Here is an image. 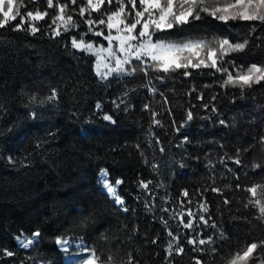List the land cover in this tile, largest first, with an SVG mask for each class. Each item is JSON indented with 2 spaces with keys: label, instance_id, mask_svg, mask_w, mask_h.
Returning <instances> with one entry per match:
<instances>
[{
  "label": "trees",
  "instance_id": "trees-1",
  "mask_svg": "<svg viewBox=\"0 0 264 264\" xmlns=\"http://www.w3.org/2000/svg\"><path fill=\"white\" fill-rule=\"evenodd\" d=\"M86 2L60 0L67 4L66 15L77 22L67 32L61 20L53 22L58 8H49L47 0H17L22 15L36 9L48 15L28 21L26 30L15 29L19 17L0 29V250L14 253L8 257L0 252V264H64L57 237L82 239L104 260L109 252L117 260L131 253L138 264H195L194 258L223 264L221 257L246 243L264 241L257 208L245 207L251 195L246 189L264 185V144L259 142L264 136V82L242 92L224 85L226 74L211 67L188 69L189 76L185 69H148L145 74L139 62L133 75L103 81L94 73V59L76 52L72 39L83 34L87 42L105 45L103 36L89 32L84 21L106 19L118 5L105 1L101 11L81 17L79 9ZM28 24L38 27L36 34ZM100 30L107 34L104 25L94 27ZM155 38L204 40L212 47L218 39L233 44L247 40L243 51L229 53L220 63L233 74L264 64V23L259 21L224 24L205 16L156 32ZM54 90L57 96L49 101ZM102 170L110 183L122 181L118 190L127 211L99 191ZM141 181L151 182L148 190L139 186ZM259 195L264 199V191ZM189 209L196 213L194 222L200 215L211 217L208 226L201 222L196 230L203 239L213 237L216 253L211 256L208 245L196 252L187 244L194 233L183 228L179 215L169 219L183 212L187 222ZM211 224L223 230V238ZM37 231L41 235L31 249L16 246V238ZM169 231L182 234V254L168 256ZM260 256L264 248L250 264H259Z\"/></svg>",
  "mask_w": 264,
  "mask_h": 264
},
{
  "label": "snow or ice",
  "instance_id": "snow-or-ice-1",
  "mask_svg": "<svg viewBox=\"0 0 264 264\" xmlns=\"http://www.w3.org/2000/svg\"><path fill=\"white\" fill-rule=\"evenodd\" d=\"M71 2L75 4L77 0H71ZM112 2L113 0H107L109 4ZM47 3L49 8H58L59 14L54 18L53 22L62 20L64 24L63 31L67 32L70 28L77 26V22L73 20V17L66 15V3H60V0H56L55 3L54 0H47ZM104 3L105 0H87L86 5L80 7L79 15L83 17L87 12L90 17L92 12L101 11V6ZM116 3L118 7L106 14V19L102 18L99 21H95L89 18L84 21L89 25L88 31L95 36H103L104 40L108 42L107 46L103 44L97 46L94 43L87 42L83 34L74 36L72 39L73 48L95 56L96 73L101 80H105L108 77L122 78L133 75L135 72L134 62H139L145 65L143 69L145 74H147L148 69L163 73L185 69L184 75L189 76L191 73L188 69L211 67L226 74L227 79L224 80V85L239 87L242 92L245 88H251L254 84L264 82V64L253 63L246 69L239 68L233 74L220 63L229 53L243 51L248 45L247 40L233 44L228 38H223L215 41L217 46L212 47L210 42L204 40L171 43L162 38L154 39L156 32L171 30L176 26L189 24L193 20L199 21L204 19L205 16H209L224 24L230 21H259L264 23V0H127V4L131 5L130 10L127 9L125 0H116ZM19 8L20 5H18L17 0H0V17H2L0 18V29L5 28L11 21H15L19 17V23L16 24L15 29L26 30L23 26L29 20L39 21L48 15L47 12L39 9L27 11L26 14L22 15ZM131 12H134L135 15L131 16ZM96 25H104L108 30L107 34L105 35L102 30L94 31ZM28 27L31 34H36L39 30L35 24H28ZM55 34L59 36L61 32L56 31ZM235 67L233 65V68ZM129 68H131V71H129ZM56 96L57 93L54 90L47 99L51 101ZM33 101H35V97H33ZM147 107L148 105H145V108ZM97 108H100V105H97ZM213 111H216V109L213 108ZM153 115L155 116V113ZM104 119L111 120V116L105 115ZM191 119H193V114L189 111L187 120L190 121ZM155 123L158 124L159 121L157 120ZM221 123L224 122L221 121ZM259 142L264 144V136L259 137ZM234 162L237 165L241 163L238 158ZM153 167L155 168V165ZM258 167L259 165H253V168ZM100 182L107 194L114 199L115 204L123 207L125 202L118 194L116 187L122 181L117 179L115 185H113L107 179V174L102 170ZM150 183V181H141L139 186L148 190ZM211 191L218 192L219 189L212 188ZM246 191L251 195L245 207L249 205L256 207L258 214L255 219L264 222V199H261L259 195L261 191H264V185H253L247 188ZM182 195L188 197L189 203H191V197H189L187 191H184ZM225 203H229V201L225 200ZM199 208L205 213L208 212L206 203H201ZM124 210L127 211V208L124 207ZM164 211L167 212L168 210L164 209ZM176 215L181 217L179 223L183 225V228L190 229L194 233V235L187 237V244L193 246V251L204 252L205 249L200 246L208 245V254L211 256L216 253L215 247H212L215 243L213 237L203 239L196 231L201 222L205 226L209 225L210 216L206 219L205 216L200 215L199 220L194 222L191 217L196 215V213L189 209L186 214L188 217L187 222L184 221L185 213L183 212L179 214L172 213L169 219L175 218ZM163 222L166 228L169 227L168 220ZM211 227L218 228L221 238L224 237V232L218 225L211 224ZM40 235L41 233L37 231L32 234L31 238L18 237L19 246L24 249L31 248L38 241ZM181 235V233L174 235L173 232H168V236L171 237L166 248L169 257L173 252L177 255L184 252V248L179 243ZM173 241H176L175 245ZM56 243L65 252L72 245L70 239L65 240L60 237H57ZM152 243H156V241L153 240ZM260 248H264V241L246 243L236 252L229 253L227 257H221V260L223 264H250V261L256 257L257 250ZM80 249L84 253L89 252L83 244L80 245ZM0 252L8 257L14 255L13 252L8 250H0ZM194 260L195 264H202L201 259L194 258ZM69 264H138V261L135 260L131 253L127 254V259L117 260L116 254L112 252H109L108 258L104 260L102 259V254L97 255L95 250H91L86 258L84 255L73 257L70 259ZM259 264H264V256L259 257Z\"/></svg>",
  "mask_w": 264,
  "mask_h": 264
},
{
  "label": "rangeland",
  "instance_id": "rangeland-1",
  "mask_svg": "<svg viewBox=\"0 0 264 264\" xmlns=\"http://www.w3.org/2000/svg\"><path fill=\"white\" fill-rule=\"evenodd\" d=\"M105 1H107V0H105ZM30 21V20H29ZM61 22H62V24H63V21L61 20L59 23L61 24ZM64 25V24H63ZM108 30H107V28H106V32H107ZM191 41H195V40H191ZM171 42V41H170ZM107 41L105 40V45L104 46H107ZM171 43H175V42H171ZM97 46H99V45H97ZM73 48V47H72ZM76 52L78 51V52H82V53H85L86 55H88V56H90V57H92L93 59H94V63H93V67H94V73H95V75L100 79V77L97 75V73H96V59H95V56H93V55H89L88 53H86V52H83V51H81V50H79V49H76V48H73ZM187 54V53H186ZM134 63H138V62H134ZM106 71V70H105ZM122 78H125V76L124 77H122ZM109 79H121V78H113V77H108L107 79H105V80H103V81H109ZM99 177H101V173H100V176ZM107 179L109 180V177H108V175H107ZM110 182V181H109ZM97 184H98V189H99V191H102L103 193H105L107 196H108V198L110 199V201L112 202V203H114V205H116V206H118L119 208H121L122 210H124V206L122 207V206H120V205H117V204H115V202H114V199L112 198V197H110L108 194H107V192H106V190H104L103 189V186H102V183L100 182V178L98 179V182H97ZM113 185H115V184H113ZM117 187V191H118V194H119V190H118V188H119V185L118 186H116ZM120 195V194H119ZM23 236V235H22ZM21 236V237H22ZM23 237H25V236H23ZM32 237V236H31ZM31 237H29V238H31ZM71 241H72V245H71V247L68 249V251L67 252H65L64 251V249L61 247V246H59L58 245V247H59V249L61 250V251H63L65 254H67V256H66V259H68V258H73V257H75L76 255H86L85 256V258L87 257V255L89 254V252L88 253H84V252H82V250L80 249V245L81 244H83L82 243V241H78V240H72V239H70ZM16 242H17V245H18V248H22L21 246H19V243H18V238H17V240H16ZM36 244V243H35ZM34 244V245H35ZM33 245V246H34ZM84 245V244H83ZM32 246V247H33ZM31 247V248H32ZM31 248H29V249H31ZM241 248V247H240ZM22 249H24V248H22ZM29 249H25V250H29ZM70 261V259H68V262Z\"/></svg>",
  "mask_w": 264,
  "mask_h": 264
},
{
  "label": "bare ground",
  "instance_id": "bare-ground-1",
  "mask_svg": "<svg viewBox=\"0 0 264 264\" xmlns=\"http://www.w3.org/2000/svg\"><path fill=\"white\" fill-rule=\"evenodd\" d=\"M101 173V172H100ZM99 176H100V174H99ZM100 177H98V179H99ZM78 256H80V255H76L75 257H78ZM86 255H84V257H85ZM68 259H72V258H68ZM68 259H66V262L68 263Z\"/></svg>",
  "mask_w": 264,
  "mask_h": 264
}]
</instances>
